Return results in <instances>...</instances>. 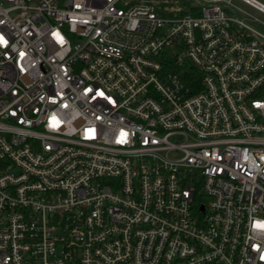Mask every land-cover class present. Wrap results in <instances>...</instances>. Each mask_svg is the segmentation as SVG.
Instances as JSON below:
<instances>
[{"label": "built area", "instance_id": "1", "mask_svg": "<svg viewBox=\"0 0 264 264\" xmlns=\"http://www.w3.org/2000/svg\"><path fill=\"white\" fill-rule=\"evenodd\" d=\"M231 1L0 0V264H264V35Z\"/></svg>", "mask_w": 264, "mask_h": 264}, {"label": "rangeland", "instance_id": "2", "mask_svg": "<svg viewBox=\"0 0 264 264\" xmlns=\"http://www.w3.org/2000/svg\"><path fill=\"white\" fill-rule=\"evenodd\" d=\"M153 1V0H150ZM161 1V0H155ZM169 1L168 5L159 9L166 17H174L177 15V12H184L193 7H201L207 4L209 0H167ZM220 6L227 12L228 15H232L239 19L246 20V22L251 25L259 33L261 32L264 35V14L258 13L256 10L250 8L248 5L241 3L238 0H232L231 4L226 5L225 3H219ZM164 9L169 11L164 12ZM264 45V40H262ZM168 58V57H167ZM167 79V78H166Z\"/></svg>", "mask_w": 264, "mask_h": 264}, {"label": "crops", "instance_id": "3", "mask_svg": "<svg viewBox=\"0 0 264 264\" xmlns=\"http://www.w3.org/2000/svg\"><path fill=\"white\" fill-rule=\"evenodd\" d=\"M251 8V7H250ZM259 13V12H258ZM261 13V12H260Z\"/></svg>", "mask_w": 264, "mask_h": 264}, {"label": "trees", "instance_id": "4", "mask_svg": "<svg viewBox=\"0 0 264 264\" xmlns=\"http://www.w3.org/2000/svg\"><path fill=\"white\" fill-rule=\"evenodd\" d=\"M197 8V7H196Z\"/></svg>", "mask_w": 264, "mask_h": 264}]
</instances>
